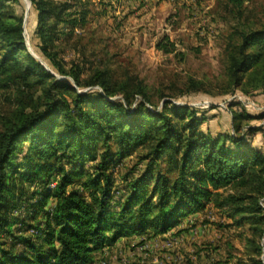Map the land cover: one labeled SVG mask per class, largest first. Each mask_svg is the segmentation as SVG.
<instances>
[{"label":"trees","instance_id":"16d2710c","mask_svg":"<svg viewBox=\"0 0 264 264\" xmlns=\"http://www.w3.org/2000/svg\"><path fill=\"white\" fill-rule=\"evenodd\" d=\"M6 1L0 0V89H39L44 101L16 111L0 129V233L11 234L20 223L12 217L16 208L32 219L46 216L35 239L19 238L22 252L0 237V264H90L95 252L121 237L165 233L207 202L264 236V148L249 138L264 136L261 126L250 124L264 113L232 108L234 133L214 135L201 128L207 117L188 105L167 100L153 109L142 88L115 87L103 71L84 82L78 66L67 70L50 50L61 16L50 24L55 15L47 0H31L41 50L56 76L28 53L24 18L6 14ZM241 38L229 69L233 91L264 93V28ZM83 86L88 91H80ZM131 154L145 166L127 178L128 192L118 198L112 159Z\"/></svg>","mask_w":264,"mask_h":264},{"label":"rangeland","instance_id":"374dc122","mask_svg":"<svg viewBox=\"0 0 264 264\" xmlns=\"http://www.w3.org/2000/svg\"><path fill=\"white\" fill-rule=\"evenodd\" d=\"M47 2L55 15L49 23L58 15L63 20L50 41V50L67 70L78 66L82 81L103 71L115 87L125 86L130 91L142 88L153 109H161L167 100L188 105L199 116L207 117L201 128L214 135L234 133L232 108L254 115L264 113V93L233 91L229 74L241 35L264 28V0H243L241 6L230 0ZM6 5V14L24 18L28 53L59 76L41 50L38 11L32 1L9 0ZM18 86L0 89V129L16 111L29 110L44 101L39 89ZM79 90L88 91L84 86ZM250 124L264 129V119L251 120ZM249 138L255 147L264 148L261 132ZM26 149L19 154V161ZM98 161H88L85 167L91 169ZM144 166L136 154L112 159L110 171L118 198L127 194L128 181L138 177ZM75 187L80 189L81 181H76ZM39 188L31 187L30 192ZM53 206L54 200H50L48 209ZM45 216L40 212L32 219L26 209L16 208L12 217L20 223L11 234L0 233V237L8 248L22 252L25 244L19 238L35 239L36 225ZM237 220L225 208L207 202L165 233L121 237L95 252L90 264H264V236L254 231L251 222L239 225Z\"/></svg>","mask_w":264,"mask_h":264}]
</instances>
